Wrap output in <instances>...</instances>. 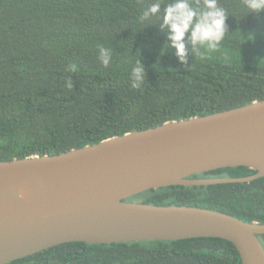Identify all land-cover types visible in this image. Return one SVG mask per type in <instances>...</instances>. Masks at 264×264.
<instances>
[{"label": "trees", "instance_id": "trees-1", "mask_svg": "<svg viewBox=\"0 0 264 264\" xmlns=\"http://www.w3.org/2000/svg\"><path fill=\"white\" fill-rule=\"evenodd\" d=\"M154 0H0V161L54 155L173 120L264 99V11L220 0L229 14L218 50L179 64L153 19ZM111 49L104 68L98 46ZM146 80L132 89L139 61ZM70 66L73 70L70 71ZM69 78L73 88L66 82ZM246 166L191 177H243ZM127 200L191 205L264 224V176L249 182L171 185ZM264 245V234L259 235ZM5 264H242L222 238L65 242Z\"/></svg>", "mask_w": 264, "mask_h": 264}, {"label": "water", "instance_id": "water-1", "mask_svg": "<svg viewBox=\"0 0 264 264\" xmlns=\"http://www.w3.org/2000/svg\"><path fill=\"white\" fill-rule=\"evenodd\" d=\"M246 166L243 177H191ZM264 176V99L126 132L49 155L0 161V264L65 242L217 237L242 264H264V224L214 209L129 197L171 185L249 182Z\"/></svg>", "mask_w": 264, "mask_h": 264}, {"label": "clouds", "instance_id": "clouds-1", "mask_svg": "<svg viewBox=\"0 0 264 264\" xmlns=\"http://www.w3.org/2000/svg\"><path fill=\"white\" fill-rule=\"evenodd\" d=\"M243 6L248 13L264 11V0H243ZM228 10L221 5L220 0H154L138 16L141 25L153 19L158 24L159 33L164 37L167 47L172 50L179 64L189 67V54L201 56L218 50L227 34ZM98 61L108 68L113 61L111 49L98 46ZM70 71L73 67L70 66ZM132 89L141 88L146 80V72L140 60L131 68L128 76ZM69 89L73 82H66Z\"/></svg>", "mask_w": 264, "mask_h": 264}]
</instances>
